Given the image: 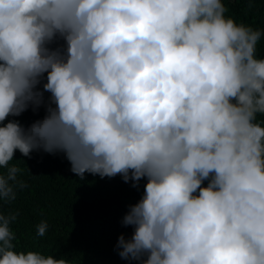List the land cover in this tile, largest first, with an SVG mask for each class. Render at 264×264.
Here are the masks:
<instances>
[{
	"label": "clouds",
	"instance_id": "clouds-1",
	"mask_svg": "<svg viewBox=\"0 0 264 264\" xmlns=\"http://www.w3.org/2000/svg\"><path fill=\"white\" fill-rule=\"evenodd\" d=\"M225 11L221 0H0V122L46 113L0 126V168L16 150L62 152L81 179L146 178L122 219L134 231L118 237L121 259L264 264L262 33ZM21 171L0 174V200L26 187ZM15 219L0 214V264H68L13 251Z\"/></svg>",
	"mask_w": 264,
	"mask_h": 264
},
{
	"label": "trees",
	"instance_id": "trees-1",
	"mask_svg": "<svg viewBox=\"0 0 264 264\" xmlns=\"http://www.w3.org/2000/svg\"><path fill=\"white\" fill-rule=\"evenodd\" d=\"M221 2L226 9L225 18L261 31L255 58L264 59V0ZM62 43L57 40L50 47L55 49ZM43 83L46 79L38 85L41 91ZM49 97L50 93L44 92L45 103ZM45 114L43 106L35 112L29 108L18 117L9 116L0 126L18 121L27 129ZM254 123L264 126V114H256ZM12 166L22 170L17 179L26 185L14 189L15 200H0V214L16 216L9 224L14 234L13 251L37 252L45 257L64 259L68 264H139L121 259L118 255L121 249L116 245L120 235L131 239L134 229L123 226L122 219L129 207L144 195L146 178H142L136 188L131 186V180L124 183L120 175L101 178L85 173L81 179L71 172V165L62 152L33 151L29 157H24L16 150L9 165L0 168V174L6 175L7 168ZM207 183L205 180L202 187ZM41 222L48 226L44 236L37 235Z\"/></svg>",
	"mask_w": 264,
	"mask_h": 264
}]
</instances>
